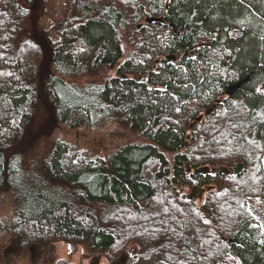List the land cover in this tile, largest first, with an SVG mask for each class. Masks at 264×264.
<instances>
[{"label": "trees", "instance_id": "1", "mask_svg": "<svg viewBox=\"0 0 264 264\" xmlns=\"http://www.w3.org/2000/svg\"><path fill=\"white\" fill-rule=\"evenodd\" d=\"M64 1L46 27L57 0H0L14 230L66 244L51 264H264V0ZM109 119L131 135L106 157L54 136Z\"/></svg>", "mask_w": 264, "mask_h": 264}, {"label": "rangeland", "instance_id": "2", "mask_svg": "<svg viewBox=\"0 0 264 264\" xmlns=\"http://www.w3.org/2000/svg\"><path fill=\"white\" fill-rule=\"evenodd\" d=\"M65 3L64 0H57L53 14L45 23L46 27H48L50 21H53V15L58 16L60 14ZM111 115L116 118L118 117L116 114ZM99 117L100 116L97 117V120L100 119ZM113 119L100 120L93 126L72 130L58 128L54 131V136L73 141L77 143L81 149L90 150L93 155L106 157L110 153L109 151L112 152L116 147L124 144L131 135L123 124ZM194 190L195 193L191 197H197L196 194L198 189ZM248 207L257 221L262 223H260V225L264 228V198H248ZM15 218L16 206L14 201L11 196L4 194L0 197V264H51V262L54 263L58 258L66 257L68 253L66 244L56 242L53 246H42L37 242L28 241L23 234L16 232L13 228ZM78 251L80 253L82 248L79 247ZM132 251L131 249L129 254H131ZM72 259L78 261V254L73 255ZM127 261L128 255L126 253H121L117 263L126 264ZM149 264L155 263L151 262ZM218 264L240 263L235 255H230L227 259Z\"/></svg>", "mask_w": 264, "mask_h": 264}, {"label": "water", "instance_id": "3", "mask_svg": "<svg viewBox=\"0 0 264 264\" xmlns=\"http://www.w3.org/2000/svg\"><path fill=\"white\" fill-rule=\"evenodd\" d=\"M139 1L141 2L142 0H139ZM169 57H170V56H168V58H169ZM248 77H249V75L246 76L245 78H243V79L237 81V82H234V83H231L230 85H228V87H227V89H226V94H227V95H232L236 89L240 88V86H241L243 83H245V82L247 81ZM190 128L193 129L194 127L191 126ZM242 167H243V164H242V163H239V164L236 165L233 169H228V168H226V167H224V166H221V167L218 168V170H219L221 173H230V172H234L235 174H239V173L241 172V170H242ZM210 170H211L212 172L216 171L215 168H211V169H210V167H208V166H203V167H199V168L194 169V173H207V172L210 171ZM206 190H208V188H206ZM194 193H195V190L192 189V190L190 191V193H189V197H191ZM202 193H203V189L200 188V189H198V192H197L196 196L199 197V196L202 195Z\"/></svg>", "mask_w": 264, "mask_h": 264}, {"label": "crops", "instance_id": "4", "mask_svg": "<svg viewBox=\"0 0 264 264\" xmlns=\"http://www.w3.org/2000/svg\"><path fill=\"white\" fill-rule=\"evenodd\" d=\"M261 223V222H260ZM262 224V223H261Z\"/></svg>", "mask_w": 264, "mask_h": 264}, {"label": "flooded vegetation", "instance_id": "5", "mask_svg": "<svg viewBox=\"0 0 264 264\" xmlns=\"http://www.w3.org/2000/svg\"><path fill=\"white\" fill-rule=\"evenodd\" d=\"M174 59V58H173Z\"/></svg>", "mask_w": 264, "mask_h": 264}]
</instances>
